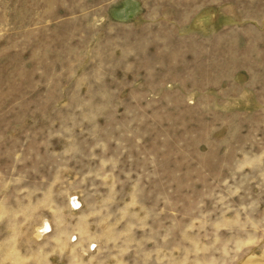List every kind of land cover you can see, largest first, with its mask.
Here are the masks:
<instances>
[{
  "label": "rangeland",
  "instance_id": "1",
  "mask_svg": "<svg viewBox=\"0 0 264 264\" xmlns=\"http://www.w3.org/2000/svg\"><path fill=\"white\" fill-rule=\"evenodd\" d=\"M0 264H264V0H0Z\"/></svg>",
  "mask_w": 264,
  "mask_h": 264
}]
</instances>
